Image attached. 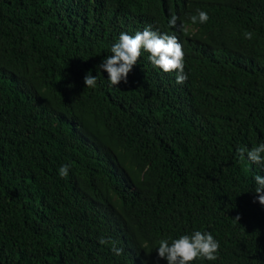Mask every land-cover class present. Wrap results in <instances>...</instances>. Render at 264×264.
Here are the masks:
<instances>
[{
    "label": "trees",
    "instance_id": "16d2710c",
    "mask_svg": "<svg viewBox=\"0 0 264 264\" xmlns=\"http://www.w3.org/2000/svg\"><path fill=\"white\" fill-rule=\"evenodd\" d=\"M149 26L186 82L142 50L110 86L98 66ZM261 143L264 0H0V264H167L159 241L195 231L220 249L192 264H264V168L237 155Z\"/></svg>",
    "mask_w": 264,
    "mask_h": 264
},
{
    "label": "clouds",
    "instance_id": "9594fccd",
    "mask_svg": "<svg viewBox=\"0 0 264 264\" xmlns=\"http://www.w3.org/2000/svg\"><path fill=\"white\" fill-rule=\"evenodd\" d=\"M198 15L190 17L193 24L207 23L210 19L207 12L197 10ZM177 17L172 15L169 25L175 27ZM182 31L187 32V26H182ZM245 39L251 40L253 33L245 31ZM146 51L149 53L148 59L151 63L162 69L165 73L176 72V83L183 84L187 80L185 74V53L182 45L178 42L176 36L167 33L161 34L152 31L151 27L145 28L142 32L137 31L135 35L121 33L118 42L111 47V55H109L98 66L100 70L108 73L110 86H118L121 81L127 83L128 75L132 71L133 66L137 64L141 57V53ZM87 88H94L97 83V77L89 72L84 77ZM253 164L264 168V143L254 146L250 150L247 148H239L237 155L243 161L245 159ZM70 166L65 164L58 169L61 178H66L69 174ZM256 200L264 205V176L255 175ZM239 220V216L236 217ZM101 245H111V250L115 255H121L123 249L116 247L115 242L110 238L101 237L99 239ZM220 245L210 232L195 231L191 236L182 235L178 239H174L171 243L167 239L159 241L158 257L166 259L167 264H192L198 258H204L208 261L218 259Z\"/></svg>",
    "mask_w": 264,
    "mask_h": 264
}]
</instances>
